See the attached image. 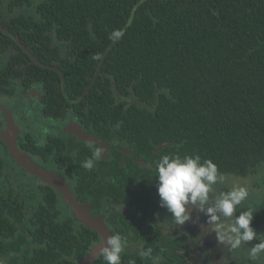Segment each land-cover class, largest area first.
Returning <instances> with one entry per match:
<instances>
[{
    "label": "trees",
    "instance_id": "obj_1",
    "mask_svg": "<svg viewBox=\"0 0 264 264\" xmlns=\"http://www.w3.org/2000/svg\"><path fill=\"white\" fill-rule=\"evenodd\" d=\"M14 1L27 11L19 35L40 34L37 58L67 63L63 79L51 72L62 90L72 95L88 83L96 93L90 115H82L89 129L98 123L102 133H110L112 124L134 152L122 166L124 155L115 150L116 183L105 184V176L100 182L96 168L84 169L85 155L71 165L81 175L76 187L81 203L100 211L113 206L137 211L133 218L116 215L111 230L106 226L127 241L121 264L200 263L205 252L193 242L200 239L176 232L171 214L160 207L154 168L160 157L175 154L211 159L237 178L264 166V0ZM116 29L124 36L113 43L109 35ZM57 39L71 41L67 58L53 47ZM13 68L0 56L3 92L17 80ZM164 144L173 146L158 151ZM63 148L62 140H49L38 154L51 151L59 161ZM138 158L149 166L135 163ZM2 167L0 161V176ZM12 197L8 188L0 193V264H81L101 244L95 230L63 217L56 196H45L34 212L24 202L14 205ZM247 210L255 215L254 230L264 229V202L239 212ZM95 264L106 261L101 257Z\"/></svg>",
    "mask_w": 264,
    "mask_h": 264
},
{
    "label": "flooded vegetation",
    "instance_id": "obj_2",
    "mask_svg": "<svg viewBox=\"0 0 264 264\" xmlns=\"http://www.w3.org/2000/svg\"><path fill=\"white\" fill-rule=\"evenodd\" d=\"M26 12L23 5L17 1H0V30L2 31L0 32V56L4 57L6 62L14 67V70H18L16 82H13L6 92L0 90V136L8 131L7 111L18 127L17 141L20 150L29 155L37 166L60 176L80 202V195L77 193L76 187L81 180V175L80 173L77 174L74 167L71 166L73 159L80 161L82 155H85V159L89 158L91 156L89 145L93 147H102V144L107 145L106 149L102 147L104 157L95 167L96 175L100 182L105 176V184L107 182L116 183L113 181L115 176L112 170L116 167L120 157L115 155V150H119L124 155V158L121 159L122 166L126 165L128 158L135 157L134 152L120 140L119 134L112 124H110L112 129L110 133H102L98 123H93L89 129L90 127L83 121L84 116L82 115L84 113L90 115L91 110H93L90 102L97 100L96 93H92V88L88 83H84L82 87H77L80 88V91L72 95L67 90H62L60 78L51 72H56L63 79L64 73L68 69L67 63L55 61L50 65L45 60L37 58L39 57L37 45L41 43L40 34L19 35L20 18ZM68 43L71 41L62 42L61 39H57L53 45L54 48L61 49L63 59L68 57L66 49ZM93 61L95 62V60ZM41 68L49 73L40 74ZM100 98L99 100H101ZM127 102L130 105L134 104L131 99ZM53 105H57L56 112H53ZM80 132L85 133L89 137V141L81 140L78 135ZM56 139L62 140L66 145V148L60 150L64 154L59 161L56 160L51 151L50 153L46 151L44 155L41 152L38 154V149L41 148L43 151L48 147L49 140ZM92 139H95L96 142H93ZM32 144L33 147L31 148ZM6 148L9 150L5 142L0 139V161L3 165L2 168H4L0 176L1 195H5V188L12 190L15 193V197H12L13 204L21 206L24 202L23 204H26L29 212L41 208L45 196L49 199L56 196L63 217H74L72 208L66 203L61 193L20 167L11 158V155L7 154ZM139 161L144 160L138 158L135 163L141 165ZM81 204L90 205L92 216L95 218L103 217L104 224L110 230V223L117 219L115 218L116 215H122L125 218H133L137 215L135 209L124 206H113L110 209L100 211L94 210V206L90 202ZM207 241L202 239L195 242L193 240L194 247L200 254L205 252Z\"/></svg>",
    "mask_w": 264,
    "mask_h": 264
},
{
    "label": "clouds",
    "instance_id": "obj_3",
    "mask_svg": "<svg viewBox=\"0 0 264 264\" xmlns=\"http://www.w3.org/2000/svg\"><path fill=\"white\" fill-rule=\"evenodd\" d=\"M123 36L124 32L116 29L110 33L109 39L116 43ZM94 58L100 59L101 56L97 54ZM89 148L91 156L81 166L92 171L103 159L104 149L92 145ZM154 171L160 207L171 214L175 226L199 223V215L193 219L195 212L207 218L206 225L200 224L202 234H215L218 243L229 252L247 247L253 261L264 254V234H258L252 227L255 215L251 210L239 212V207L250 196L248 185L238 182L229 185L227 175L219 170L218 165L198 154L163 155ZM254 240L259 242L249 246ZM126 248L127 241L120 234L110 235L100 246V255L106 264H121ZM145 255H150V250L140 252L141 257Z\"/></svg>",
    "mask_w": 264,
    "mask_h": 264
},
{
    "label": "water",
    "instance_id": "obj_4",
    "mask_svg": "<svg viewBox=\"0 0 264 264\" xmlns=\"http://www.w3.org/2000/svg\"><path fill=\"white\" fill-rule=\"evenodd\" d=\"M6 114L9 127L8 131L0 136V139H2L8 147L11 158L16 161L20 167L26 169L33 176L42 179L45 183L58 190L63 196L66 203L72 208L75 219L84 224L89 229L95 230L101 237V244L96 245L94 247L93 253L81 262V264H95V262L102 257L100 255V246L103 245L108 236L112 235L109 229L104 224L103 217H93L91 206L82 205L81 203H79L74 196L71 188L60 176L47 172L43 168L37 166L29 155L19 149L17 141L19 135L18 127L16 126L11 114H9V112L7 111ZM78 135L81 140L89 141V137L85 133L80 132L78 133ZM92 140L93 142H96L95 139ZM172 146L173 144H164L158 149V151ZM102 147L106 149L105 147H107V145L102 144ZM139 163L143 167L147 166L144 161H139Z\"/></svg>",
    "mask_w": 264,
    "mask_h": 264
},
{
    "label": "rangeland",
    "instance_id": "obj_5",
    "mask_svg": "<svg viewBox=\"0 0 264 264\" xmlns=\"http://www.w3.org/2000/svg\"><path fill=\"white\" fill-rule=\"evenodd\" d=\"M229 185L232 182H238L246 184L250 188V196L247 201L242 204L240 208L255 209L261 203L264 202V166L258 168L254 175L248 178H237L234 176H227ZM227 190V186H224ZM199 215V223H187L184 226H175L172 222L171 227L179 232L180 235H190L200 240H208L205 245V258H199L200 263L196 264H223V261H227V264H264V254L259 256L255 261L249 258V249L247 247L239 250L229 252L226 248L220 245L215 237V234L208 235L202 234L200 224L206 225L207 218L198 213H193V219ZM258 234H264V229L257 232ZM258 240L249 242V246H253L258 243ZM204 257V256H203Z\"/></svg>",
    "mask_w": 264,
    "mask_h": 264
}]
</instances>
